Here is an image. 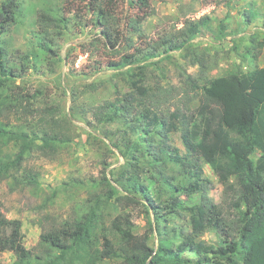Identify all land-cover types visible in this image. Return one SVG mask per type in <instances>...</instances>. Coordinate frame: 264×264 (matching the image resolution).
I'll use <instances>...</instances> for the list:
<instances>
[{"label": "rangeland", "instance_id": "rangeland-1", "mask_svg": "<svg viewBox=\"0 0 264 264\" xmlns=\"http://www.w3.org/2000/svg\"><path fill=\"white\" fill-rule=\"evenodd\" d=\"M4 1L0 0V7ZM149 4L154 14L144 18L142 33L137 34L125 30L126 18L142 17L144 12L130 8L128 0L111 2L109 12L119 36L116 51L124 52L126 39H132L134 48L129 53L137 56L162 40L175 39L189 21L208 17L210 22L182 50L138 64L143 70L136 65L113 68L120 55L104 47L103 33L94 25L86 0H16L15 8L5 6L10 24L0 18V46L7 50L13 71L9 90L0 96V108L4 106L0 121L8 128H21L27 148L20 168L10 173V179L0 181V203L6 218L21 221L24 246L32 254L41 252L43 234L82 220L97 201L92 253L103 258L96 264H126L137 245L158 247L159 237L150 228L153 218L146 214L144 202L140 197L129 201L114 182L125 161L106 134L115 133L117 126H97L91 108L112 99L116 91L129 92L131 81L140 79L165 97L163 110L193 111L206 79L264 67V48L256 62L246 54L250 37L264 40V0H149ZM245 11L258 14L251 24L245 22ZM45 12H56L69 24L59 36L54 32L59 30L52 28L55 54L30 69L26 54L38 31L39 16ZM220 21L226 25L222 35ZM45 122L65 133L63 142L53 149L42 148L35 138ZM172 141L183 151L178 135ZM22 144L1 142L0 158L14 160ZM204 178L210 181L208 195L213 203L231 218L234 193L228 189L235 187L234 180L220 181L208 165H204ZM169 227L186 234L191 231L185 214ZM104 239L115 256L101 255ZM198 240L215 247L219 243L211 232ZM13 261L9 252L0 255V264Z\"/></svg>", "mask_w": 264, "mask_h": 264}, {"label": "trees", "instance_id": "trees-1", "mask_svg": "<svg viewBox=\"0 0 264 264\" xmlns=\"http://www.w3.org/2000/svg\"><path fill=\"white\" fill-rule=\"evenodd\" d=\"M86 1L94 25L103 33L104 47L120 55L119 61L112 65L116 69L136 65L143 70L138 64L182 50L210 22L208 17L189 21L175 39L162 40L136 56L129 53L134 48L132 39H126L124 52L115 49L119 36L109 12L113 0ZM15 2L2 3V23L10 24L5 6L15 8ZM128 6L144 12V16L127 17L125 30L141 34L142 21L152 16L154 10L149 0H128ZM257 16V12L245 11L243 17L246 24H251ZM68 24L56 12L39 16L38 31L33 33L26 54L30 69L55 54L52 35L54 32L61 35ZM52 28L59 31L53 32ZM225 30L226 25L220 21L218 33L222 35ZM91 41L96 43L95 39ZM249 43L246 54L253 63L264 48V40L250 37ZM6 58L7 50L0 46V96L12 84L13 70ZM165 104L166 99L159 91L138 79L131 81L129 92L116 91L112 99L90 109L97 126H117L115 133L106 134L125 161L114 182L129 201L136 202V197H140L146 214L153 218L150 228L154 227L159 237L156 250L139 244L127 256L126 264H264V67L206 79L193 111H165L162 109ZM42 125L40 136L35 135L42 148L53 149L63 142L65 133L53 124ZM173 135H178L183 151L174 146ZM26 138L21 128H8L7 123L0 121V143L23 142L14 160L0 158V181L10 179V173L20 168ZM204 165L220 181L234 180L235 187L231 185L228 189L234 193L231 218L225 217L221 207L209 197L210 181L204 178ZM97 211L98 201L89 207L82 220L43 234L41 252L32 254L24 246L21 221L6 218L0 203V255L11 253L12 264H96L103 258L92 253ZM184 214L191 230L187 234L169 227L170 222ZM208 232L218 237L216 247L198 240ZM104 248L102 256H115L106 239ZM185 254L189 257L185 258Z\"/></svg>", "mask_w": 264, "mask_h": 264}]
</instances>
